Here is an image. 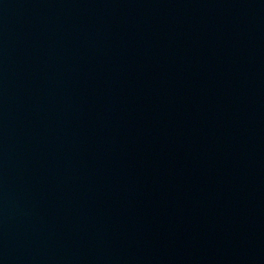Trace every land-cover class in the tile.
Wrapping results in <instances>:
<instances>
[{
  "label": "water",
  "instance_id": "1",
  "mask_svg": "<svg viewBox=\"0 0 264 264\" xmlns=\"http://www.w3.org/2000/svg\"><path fill=\"white\" fill-rule=\"evenodd\" d=\"M0 264H264V0H0Z\"/></svg>",
  "mask_w": 264,
  "mask_h": 264
}]
</instances>
